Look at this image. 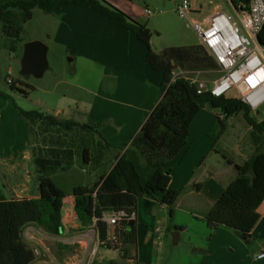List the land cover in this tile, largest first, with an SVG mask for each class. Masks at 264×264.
I'll use <instances>...</instances> for the list:
<instances>
[{
	"label": "rangeland",
	"instance_id": "374dc122",
	"mask_svg": "<svg viewBox=\"0 0 264 264\" xmlns=\"http://www.w3.org/2000/svg\"><path fill=\"white\" fill-rule=\"evenodd\" d=\"M100 1L146 25L152 32L151 49L157 54L166 48L202 45V39L195 30L194 23L205 22L217 11L234 13L232 5L227 0H191L192 12L188 18H181L177 13V5L181 0ZM87 6L91 5L88 3ZM146 9L154 13L147 15ZM93 12L94 14H85L81 10H60L47 14L35 9L33 18L22 24L23 32L16 40L5 37L4 24L0 20V93H2L0 94V156L3 155L5 162L11 164L14 161L19 169L29 165L31 172L36 168L33 161L34 136L29 133L27 122L20 116L18 108L57 115L63 120L73 119L81 123L93 121L96 124L93 118L102 113V103L95 91L99 90L103 70L112 72L113 68L128 62H133L132 66L136 67L139 64L148 66L145 61L148 52L146 45L139 43L134 35L122 29L118 23L108 21L94 9ZM85 17L88 21V32L75 29L66 36L61 35L64 30L68 31L67 25H70L74 18ZM119 30L125 35L118 34ZM72 34H77L79 38H73ZM76 40V44L81 46V49H68V43L71 41L75 43ZM32 41H41L49 48L50 67L43 78L21 75V65L18 60L23 56L24 45ZM261 41L264 47V30L261 33ZM13 46L16 47L15 51L12 50ZM87 55L93 57L95 61ZM123 69L124 67L122 72ZM155 74L158 76L161 73L155 71ZM220 76L218 71L186 75V77H196L208 84L218 80ZM8 78L12 79L17 89L12 88L13 85L8 83ZM237 96L233 91L227 94L230 98ZM218 114V110L205 107L191 126L188 147L167 164V169L172 170L174 178L172 189L182 192L181 206L177 207L178 202L175 205L173 224L183 228L182 230L185 231L183 238L175 244L174 234H178L176 232L170 233L169 239L163 238L160 246L155 245L154 241L150 244L141 242L139 261L142 264H202L200 261L207 256L201 251H205L203 248L194 252L197 248L191 243L199 241L198 236L211 231L207 221L214 217L216 211L207 206L201 208L202 203L196 195L197 190L194 185L209 180L212 183V180H216L226 187L232 186L236 182L237 173L235 168L228 164L227 159L243 165L254 152L249 135L250 127L243 115L232 116L219 124ZM252 114L258 122L264 121V105L258 112ZM212 132L216 134L217 142L210 137L209 134ZM7 133L10 134V139L6 136ZM25 149H27L26 153ZM260 163L264 165V158ZM101 175L102 170H93L91 165L76 161L69 171H57L50 177L67 195H72L77 186L93 187L100 180ZM38 178L39 174L34 173L30 181L31 187L39 186ZM190 178H192L190 185H187V179ZM206 185L210 186L209 183ZM158 197L162 200L161 194ZM196 201L199 205L194 206L193 212L191 210L187 212V203L195 204ZM137 212L140 226L151 227L159 218L164 221L165 227L168 225L169 214L159 206L148 208L144 198L139 199ZM207 215L208 220H205ZM68 232L67 235L60 237L54 235L46 237L52 254L60 260V264H74L76 258L78 264H93L95 260L103 259L120 260L119 252H108L100 247L95 225L83 231L77 218L74 217L73 220L71 219ZM237 233L233 232L235 236ZM34 237L35 240L41 238L37 233ZM203 247L206 248V243ZM227 249L230 251L233 248L227 247ZM250 249L251 247L247 245V250ZM94 250L96 254H93ZM228 254L231 253L227 252L224 258H228Z\"/></svg>",
	"mask_w": 264,
	"mask_h": 264
},
{
	"label": "trees",
	"instance_id": "16d2710c",
	"mask_svg": "<svg viewBox=\"0 0 264 264\" xmlns=\"http://www.w3.org/2000/svg\"><path fill=\"white\" fill-rule=\"evenodd\" d=\"M83 2L89 3L107 19L117 21L148 47L146 61L162 74L164 96L139 133L121 148L111 145L93 121L63 120L56 115L18 108L20 116L27 122L29 133L34 136L33 161L39 174V198L6 199L0 191V264H32L36 260L35 250L23 237L24 228L30 224H37L54 236L63 235L62 210L67 194L50 175L69 171L76 161L91 165L93 170H102L100 180L93 187L77 186L72 192L76 198L80 229L84 231L95 225L100 247L120 253V261L95 260L93 264H125L128 260H136V255H132V249L138 245L136 221L131 227L130 219L118 222L114 229L116 240H109L104 216L123 210L136 219L140 198L146 200L148 208L167 207V235L182 230L173 224L175 205L182 192L170 188L172 170L167 169V164L189 145L191 125L207 106L218 110L219 124L232 116L243 115L250 127L254 152L243 165L230 159L227 162L236 170V182L244 180L250 187L256 185V168L260 158L264 157V121L258 122L242 100L214 97L210 92L200 94L189 77H176L179 71L189 74L219 71V65L202 45L166 48L157 54L151 49L152 32L146 25L100 0H20L0 5L3 33L7 39L16 40L23 32L22 24L33 18L35 9L53 14L59 5ZM232 2L248 6L250 0ZM12 50L15 51L16 47L13 46ZM10 84L17 89L13 81ZM209 135L217 142L216 134ZM194 187L200 190L202 186L195 184ZM160 194L162 200L158 199ZM208 224L217 227L212 222Z\"/></svg>",
	"mask_w": 264,
	"mask_h": 264
},
{
	"label": "crops",
	"instance_id": "0c3cea01",
	"mask_svg": "<svg viewBox=\"0 0 264 264\" xmlns=\"http://www.w3.org/2000/svg\"><path fill=\"white\" fill-rule=\"evenodd\" d=\"M16 1L20 0H0V5ZM87 4L83 2L79 4L59 5L55 8V12L60 10H81L85 14H94L93 8L91 6L90 8ZM92 17L96 18L97 16ZM85 19L86 17L81 19L74 18V21H72L70 25H67L68 31L64 30L63 33L61 32V35L66 36L69 32L75 31V29L80 30V32H88V21ZM98 19L101 20V18ZM108 21L118 23L115 20L108 19ZM78 25L80 27H78ZM113 25L115 26L116 24ZM118 34L125 35L121 30L118 31ZM131 34L134 35L133 33ZM72 37L79 38L77 34H72ZM77 40L75 43H73V41H71V43L69 42V45H67L68 49H81V46L76 44ZM87 56L92 61H95L93 57ZM146 56L147 53L145 55V61ZM132 65L133 62H128L122 66L120 65L117 68H113L112 72L106 69L103 70L99 90L95 91V94L100 98L102 103V113L100 112V114L94 116L93 120L108 142L118 148L124 147L132 141L164 96L161 90L163 81V76L161 74L157 76L155 70H153L148 63L146 64L148 66L144 64H139L137 67ZM122 67H124V72H122ZM180 73L181 71H179L177 75H180ZM158 88L160 90H158ZM6 136L8 139L11 137L8 133ZM26 152L27 149H25V153ZM262 158L264 157L262 156L260 158L256 168L257 181L255 187H250L244 180L235 182L232 186L228 185L227 187L218 183L216 180H212V183L209 180L201 184L202 187L200 190L196 189V195L202 203L201 208L207 206L216 211L213 218L208 220V215L204 218L208 220L207 223L212 222L217 225V227L212 228L208 224L211 231L209 230L205 234L198 236L199 241L191 243L197 248L194 252H197L200 248L205 250H201L207 255L200 261L202 264H264V258H257L258 255L264 253V165L260 163ZM34 173H38L36 168L34 172L30 171L29 165H25L19 169L14 161L10 164L5 162L3 155L0 156V175L2 176L0 179V184L2 186L0 190L1 195L6 199L39 198V186H37V188L31 187L30 181ZM191 180L192 178L187 179V185H190ZM173 181L174 178L172 177L170 184L171 189L173 187ZM208 183L210 186L206 185ZM158 199L161 200V198ZM181 199L180 197L177 201V207L181 206ZM75 204L76 198L73 195H67L63 200L62 214L65 225L63 235L69 233L68 230L69 227H71V219L73 220L74 217L77 218ZM187 204L186 206L188 209H186V211L190 212L191 210L193 212L194 206L199 205V202L196 201L195 204L189 202ZM158 206L161 210L168 213L166 206ZM135 220L138 229V245L136 248L132 249V255H136V260H128L125 264H142L139 261V248L141 242L150 244L154 241V244L157 245L153 231L154 227L161 226L164 233L163 238L165 240L169 239V235L165 233L166 227L164 221L160 218L157 219L156 223L151 227L139 225L138 212ZM28 227L34 230V235L37 233L38 236H41V238H36V240L32 242L26 241L31 248L38 252L36 260L32 264H60V260L55 258L52 254L48 240L46 239V237L52 234L37 224H30ZM177 232L178 234H174L175 244L183 238L185 231L180 230ZM233 232H238L246 236L249 244L242 240L240 236H235ZM187 239L189 240L188 236ZM205 243L207 249L203 247ZM247 245L251 247L250 250H247ZM227 247H232L233 249L228 251ZM227 252L231 253L228 254L230 257H228L229 260H227L228 258H224L227 256ZM78 263L79 261L76 258L74 264Z\"/></svg>",
	"mask_w": 264,
	"mask_h": 264
},
{
	"label": "built area",
	"instance_id": "2783aa9c",
	"mask_svg": "<svg viewBox=\"0 0 264 264\" xmlns=\"http://www.w3.org/2000/svg\"><path fill=\"white\" fill-rule=\"evenodd\" d=\"M227 1L232 5L233 14L217 11L205 22L194 23L202 46L219 65L221 76L209 84L197 78L189 79L200 94L210 92L214 97H222L233 91L252 112H258L264 105V47L260 39L264 29V0H250L248 6ZM191 12V0H181L177 5V13L181 18H188ZM145 13L151 15L154 12L146 9ZM187 74L181 71L176 77H186ZM8 83H12V79L8 78ZM126 219L133 220L135 216L129 217L123 210L104 216L109 240H116L115 226ZM28 226L24 228L23 237L28 242L34 241V230ZM153 231L156 243L160 246L163 230L161 226H156ZM103 245L106 246V243ZM35 253L38 254L37 251ZM93 254H96V250ZM257 258L263 259L264 253Z\"/></svg>",
	"mask_w": 264,
	"mask_h": 264
},
{
	"label": "water",
	"instance_id": "95a60500",
	"mask_svg": "<svg viewBox=\"0 0 264 264\" xmlns=\"http://www.w3.org/2000/svg\"><path fill=\"white\" fill-rule=\"evenodd\" d=\"M48 51V46L41 41L26 43L24 45L23 56L18 60V63L21 65V75L23 77L33 76L35 78H43L50 67L48 61ZM135 221V219L131 220L129 222V226H133ZM237 235L249 244L246 236L240 233H237Z\"/></svg>",
	"mask_w": 264,
	"mask_h": 264
}]
</instances>
